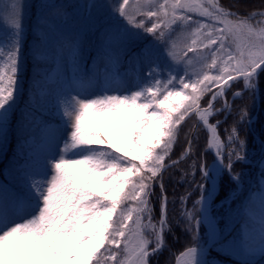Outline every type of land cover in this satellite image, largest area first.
Listing matches in <instances>:
<instances>
[{
    "label": "snow or ice",
    "instance_id": "1",
    "mask_svg": "<svg viewBox=\"0 0 264 264\" xmlns=\"http://www.w3.org/2000/svg\"><path fill=\"white\" fill-rule=\"evenodd\" d=\"M68 7L41 0L36 13L35 74L17 121L21 147L32 150L13 166L19 190L0 185V264H151L170 230L163 173L179 163L171 161L172 150L181 124L191 117L194 130L207 131L213 159L198 153L182 171L188 189L180 197V215L189 240L175 264H215L209 258L214 249L241 257L242 264H251L248 258L257 252L264 255V199L259 217L241 227L238 239L227 240L212 215L227 184L224 174L239 184L243 172H234L235 164L250 163L239 126H251L253 116L248 104L235 102L245 92L253 104L259 96L264 11L239 15L219 0H85L71 6L72 14ZM24 10L23 0H9L7 11L0 12V153L9 143L20 91ZM85 26L99 33L90 64L81 40ZM141 30L155 38L132 57L137 69H146L144 78L134 89L117 87L122 57ZM185 36L190 42L178 51L177 41ZM195 65L200 70L190 74ZM239 82L242 90L232 93V103L224 100L217 108ZM233 110L222 139V121L209 118L224 114L226 122ZM45 113L60 122L45 120ZM37 130L38 140L36 135L24 140ZM259 164L264 178V156ZM158 179L156 220L150 205Z\"/></svg>",
    "mask_w": 264,
    "mask_h": 264
},
{
    "label": "trees",
    "instance_id": "2",
    "mask_svg": "<svg viewBox=\"0 0 264 264\" xmlns=\"http://www.w3.org/2000/svg\"><path fill=\"white\" fill-rule=\"evenodd\" d=\"M219 3L229 11H233L238 13L239 15H246L252 11H264V0H219ZM3 35V29L0 28V36ZM99 33L94 30L91 32L86 33L84 43H91L92 39H96ZM31 37V36H30ZM35 38V33H33V39ZM88 44V45H89ZM147 45L146 41L139 40V42H134L133 48L131 51H137L140 47H144ZM27 37L22 39L21 42V49H20V73H19V84H20V91L18 93L16 103H15V112L17 110L25 109L29 102V98L31 96V85L33 81V77L35 74V68L33 67L34 61L32 58V53L27 54ZM88 47L91 51L94 49L93 45L86 46L83 44V48ZM89 61V60H88ZM42 67H47L46 65H42ZM242 90V82H239L236 86L232 87L226 94L225 99L229 102L232 97V93L234 91H241ZM260 109L257 114V119L255 122L249 125H240V132L239 135L242 138L247 139V153L249 156H254L256 151L259 149V140L264 144V74H261L260 77ZM224 101L220 100V102L216 105L217 108L222 107ZM237 105L241 103H246L249 105L250 110L252 112V116L256 115L257 111V99L253 104L249 98L248 93H244L243 101L236 100L235 102ZM18 113V112H17ZM53 114L45 113L44 119L47 121H55L56 118H53ZM20 116L18 115V118ZM18 118L15 120V126L12 128L9 143L11 147L8 149L9 156H2L0 157V169L1 171L5 170L8 175L9 173H13V166L16 161H18V156L15 154L17 150L21 148L22 141L20 140L18 133H17V121ZM235 118V110H233V115L227 117V121L225 122V115L220 114L216 115L211 122L215 123L216 121H222L219 125L218 131L222 139L227 137L226 129H229L233 123ZM197 123L195 117L187 118L182 124V132L178 137L177 144L173 147V154L171 157V161L179 159L181 157V152L185 151L189 148L188 140L191 139L193 133L195 132V142L191 145V151L189 152L188 156L178 163L176 167L169 168L163 173V185H164V192L167 195L168 199V220L170 223V230L166 228L165 230V247L159 252L157 255L150 258L151 264H175V257L178 255L180 251H182L189 240V236L184 231V226L181 223V202L180 197L185 195L186 190L188 189V184L184 182L182 179V171L185 168H188L189 165L193 163L194 160L197 159L198 153L207 152V160L211 162L213 159V155L207 150V132L203 127H200L196 130L193 129V125ZM187 134V135H186ZM31 135H36L37 140L39 137L38 130L36 133L28 134L26 133L24 136V140L30 138ZM22 151V149H21ZM259 153V152H258ZM257 153V154H258ZM203 158V157H201ZM2 160V161H1ZM171 161H166V163L170 164ZM245 166L243 164L237 163L234 166L233 171L239 172ZM242 168V169H241ZM1 176H3L1 174ZM190 179V177H189ZM197 179L199 177L197 176ZM225 181L227 184L224 188L220 191L217 200L225 199L228 194L229 190L235 188V184L228 180L227 173L224 174ZM10 185L18 190V182H16L13 178L8 179ZM160 189V180L158 179L154 189V195L151 198V207L153 209L152 215L159 219V209H160V201L159 195L161 193ZM195 198V194H194ZM188 207H191V201L188 202ZM223 225V224H222ZM206 231L205 227H201V233ZM209 258L216 262L222 261H235L233 257L227 256L221 253L219 250H212L209 253Z\"/></svg>",
    "mask_w": 264,
    "mask_h": 264
},
{
    "label": "rangeland",
    "instance_id": "3",
    "mask_svg": "<svg viewBox=\"0 0 264 264\" xmlns=\"http://www.w3.org/2000/svg\"><path fill=\"white\" fill-rule=\"evenodd\" d=\"M41 0H23V3L25 5L24 10V34L23 38L27 37V48L26 53L31 54L32 53V46L34 43L33 39V33H34V26L36 22V13L39 8ZM58 3H64L65 5L69 6L68 11L70 14H72L75 10L71 7L72 5L76 4H83L85 0H57ZM107 3L113 2V0H105ZM9 4V0H0V12L7 11V6ZM1 29L2 26H0ZM95 29H89L87 26H85L82 29L81 33V40L82 44L86 46L93 45L94 49L89 50L88 47H84L86 59H88L89 64L91 63L90 57L95 55V50L99 45V35L96 37V39H92L91 43H84L85 35L88 32L94 31ZM31 36V37H30ZM141 40L146 41L147 45H150L154 42L155 38L151 34H145L141 30ZM139 39V40H140ZM175 39V37H174ZM187 39V42H190V38L185 36V38H182L177 41L178 45V51L185 48V41ZM139 40L135 42H139ZM89 44V45H88ZM133 48V44L129 46V49L127 53L122 57V62L119 66V73H120V83L117 85V87H122L124 89H134L135 85L139 80H142L144 78V72L146 69L142 65L140 69H137L136 67V61L132 59L134 54L140 52V50L143 47H140L136 50L137 51H131ZM208 50H205L207 52ZM188 56H193V53H188ZM211 60H208V63H210ZM161 64H165L166 61L162 57L160 60ZM184 66L181 65V68ZM199 71L200 65L195 66H189V72L190 74L193 71ZM181 75H183V71L180 72ZM212 75L216 74V70L212 69L210 70V73ZM95 94V93H93ZM25 109H18L17 112H14V115L12 117V124L13 128L15 126V120L18 118V115L24 111ZM53 118H56L55 121H49L54 124H58L60 122L59 117L52 115ZM212 118V117H210ZM10 142V141H9ZM11 147V144L8 143L6 148L2 153H0V157L2 156H9L8 149ZM262 147V146H261ZM260 147V148H261ZM264 148V147H263ZM23 151V155H26L28 151L32 150V146H24L21 147ZM21 151V150H20ZM59 151V149H57ZM260 150L256 151V154H253L254 156H249L250 163L243 164L245 167L240 170L239 172H243V176L241 178V182L239 184H235V188L229 190L228 196L223 199V205L221 202L214 203V207L212 209V213L215 216L216 220L222 225V231L221 234L224 235L227 240L231 241L233 238H239L241 236V227L244 224H248L249 226L252 225L253 220L252 216H255L256 218L259 217L260 213V204L262 199H264V178L261 177V166L259 164V161L262 156H264V149L263 152H259ZM258 153V154H257ZM18 156V160H22L23 157L21 155V152H17L15 154ZM2 161V160H1ZM1 165V162H0ZM238 172V171H237ZM1 174L7 176V179L13 178L16 182H18V177L15 172L12 174L9 173L6 174L4 171H1L0 169V185H4L6 187H10L9 183L6 182V179H1ZM230 181V180H229ZM231 182V181H230ZM233 183V182H232ZM250 213L252 215H250ZM220 251V250H219ZM221 253L233 257L235 261H220L216 262L215 264H242V258L236 255H232L226 251H220ZM251 261V264H264V255L257 252L255 255L248 258Z\"/></svg>",
    "mask_w": 264,
    "mask_h": 264
},
{
    "label": "water",
    "instance_id": "4",
    "mask_svg": "<svg viewBox=\"0 0 264 264\" xmlns=\"http://www.w3.org/2000/svg\"><path fill=\"white\" fill-rule=\"evenodd\" d=\"M257 99H258V102H259V97H257ZM182 160V159H181ZM181 160H178V161H181ZM217 222V221H216ZM217 229H218V231L220 232V228H219V225H218V223H217Z\"/></svg>",
    "mask_w": 264,
    "mask_h": 264
}]
</instances>
